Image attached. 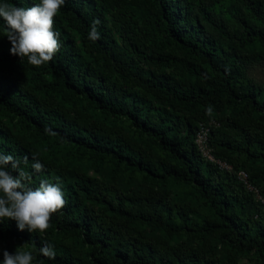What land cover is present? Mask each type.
<instances>
[{"label": "trees", "instance_id": "1", "mask_svg": "<svg viewBox=\"0 0 264 264\" xmlns=\"http://www.w3.org/2000/svg\"><path fill=\"white\" fill-rule=\"evenodd\" d=\"M54 31L37 67L0 19V151L66 200L44 233L0 220V261L24 244L33 264H264V0H65Z\"/></svg>", "mask_w": 264, "mask_h": 264}, {"label": "clouds", "instance_id": "2", "mask_svg": "<svg viewBox=\"0 0 264 264\" xmlns=\"http://www.w3.org/2000/svg\"><path fill=\"white\" fill-rule=\"evenodd\" d=\"M65 4V0H39L30 7H20L8 2H0V19L6 26L7 39L11 43L10 54L27 58L29 64L42 66L51 61L60 50L59 33L54 31V18ZM99 19L90 25L88 39L97 41L100 33ZM212 106L206 114L211 115ZM46 134L55 135L51 129ZM22 165H28V158H19L0 151V220L11 219L20 231L44 233L50 228L54 213L64 207L66 200L58 183L41 179L37 187L31 185L32 173L43 171V163L33 157L32 172ZM11 169V170H9ZM38 252L49 259H55L54 245L44 243ZM0 264H33L32 251L24 244L15 252L2 250Z\"/></svg>", "mask_w": 264, "mask_h": 264}, {"label": "built area", "instance_id": "3", "mask_svg": "<svg viewBox=\"0 0 264 264\" xmlns=\"http://www.w3.org/2000/svg\"><path fill=\"white\" fill-rule=\"evenodd\" d=\"M208 126L204 124L200 125L199 130L197 131L195 142L201 150L202 154L209 160L217 162L222 168L230 169V166L225 164L224 162L213 158L210 153V147L208 145ZM239 176L243 179L246 178V174L243 171L239 172Z\"/></svg>", "mask_w": 264, "mask_h": 264}, {"label": "rangeland", "instance_id": "4", "mask_svg": "<svg viewBox=\"0 0 264 264\" xmlns=\"http://www.w3.org/2000/svg\"><path fill=\"white\" fill-rule=\"evenodd\" d=\"M254 74L255 76L259 77V78H262V74H261V69L260 68H256L254 70Z\"/></svg>", "mask_w": 264, "mask_h": 264}]
</instances>
